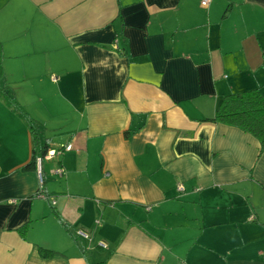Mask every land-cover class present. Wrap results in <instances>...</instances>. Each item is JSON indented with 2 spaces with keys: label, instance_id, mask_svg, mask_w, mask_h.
Returning a JSON list of instances; mask_svg holds the SVG:
<instances>
[{
  "label": "crops",
  "instance_id": "0c3cea01",
  "mask_svg": "<svg viewBox=\"0 0 264 264\" xmlns=\"http://www.w3.org/2000/svg\"><path fill=\"white\" fill-rule=\"evenodd\" d=\"M0 44L24 109L73 123L39 128L72 145L40 186L0 98V264H264V152L211 121L225 95L264 94V0H0Z\"/></svg>",
  "mask_w": 264,
  "mask_h": 264
},
{
  "label": "trees",
  "instance_id": "16d2710c",
  "mask_svg": "<svg viewBox=\"0 0 264 264\" xmlns=\"http://www.w3.org/2000/svg\"><path fill=\"white\" fill-rule=\"evenodd\" d=\"M2 47L0 44V79L4 77L2 68ZM0 98L6 105L28 126L32 134L33 147L32 156L28 163L22 166L23 169H36V158L40 157L43 161L44 155L48 152V144L39 142V125L33 116L19 103L13 89L7 82H0ZM211 121L228 126L237 127L252 135L259 143L260 151L264 152V94L260 87L231 93L225 95L219 103ZM129 132H125L128 137ZM64 147V146H63ZM59 147L55 151H61L64 148ZM43 176V174H42ZM44 181V178H43ZM42 190H38L41 194ZM22 236H25V226L20 230ZM77 237V236H76ZM39 252L43 257H50L58 254L57 251L39 247Z\"/></svg>",
  "mask_w": 264,
  "mask_h": 264
},
{
  "label": "rangeland",
  "instance_id": "374dc122",
  "mask_svg": "<svg viewBox=\"0 0 264 264\" xmlns=\"http://www.w3.org/2000/svg\"><path fill=\"white\" fill-rule=\"evenodd\" d=\"M15 77H16V75H15ZM8 80H11V85L13 86V90H14V92L16 93V94H18L19 92L21 93V91H22V89H20V86L22 85V82L21 81H13V79H8ZM35 80H32V81H30V80H28V82H26V83H29V86L30 85H32L33 84V82H34ZM36 82V81H35ZM26 85V84H25ZM25 90V89H24ZM24 92V91H23ZM55 105V104H54ZM60 111V112H59ZM59 111H53L52 113L53 114H65L66 113V109H65V107L64 106H61L60 108H59ZM40 113L41 114H43L45 117H48L49 116V114H48V111H46L45 109L44 110H40ZM39 121V120H38ZM37 120H36V122L38 123V124H40V122H38ZM61 124H57V122H54V124H52L51 122L50 123H46V126H43V125H45V124H40L39 125V128H40V130H41V132L42 133H45V136H51L52 135V138L53 137H55V136H58V134H59V132H61L62 130H65L66 128H70L72 125L71 124H73L72 122H70V124L69 123H66V122H63V121H61L60 122ZM59 127H61V129L59 128ZM54 128H58V129H56V130H54ZM153 230V229H152ZM159 230H165V229H159Z\"/></svg>",
  "mask_w": 264,
  "mask_h": 264
},
{
  "label": "built area",
  "instance_id": "2783aa9c",
  "mask_svg": "<svg viewBox=\"0 0 264 264\" xmlns=\"http://www.w3.org/2000/svg\"><path fill=\"white\" fill-rule=\"evenodd\" d=\"M210 2H211V0H199V4H200V6H202V7H204V8H208ZM52 79L55 80L56 78L53 77ZM65 149H66V150H70V149H72V145H71V144H68V145L65 147ZM60 152H61V151H59V150H57V151H55V150H50V151H48V152L46 153L45 157H46L47 159H50V158H52L55 154H58V153H60ZM35 162H36V166H35L36 169H35V171H36V174H37V177H38V182H39L40 186H42V184H43V176H42V159H41L40 157H38V158H36V161H35ZM56 172H57V174H61V173H63V169L58 168V169L56 170ZM177 188H178V190H183V186H182L181 184H178ZM76 235H77L78 237H88V236H89V233H88L87 231H85V230L80 229V230H78V231L76 232ZM99 245H100L101 247H105V246H106L105 242H103V241H102V242H99Z\"/></svg>",
  "mask_w": 264,
  "mask_h": 264
}]
</instances>
